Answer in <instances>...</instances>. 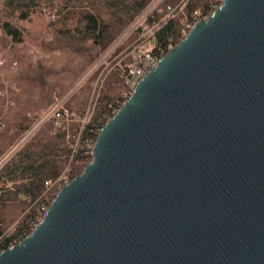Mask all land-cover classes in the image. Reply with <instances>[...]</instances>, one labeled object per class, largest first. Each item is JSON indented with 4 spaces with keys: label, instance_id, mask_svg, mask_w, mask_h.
I'll return each mask as SVG.
<instances>
[{
    "label": "water",
    "instance_id": "1",
    "mask_svg": "<svg viewBox=\"0 0 264 264\" xmlns=\"http://www.w3.org/2000/svg\"><path fill=\"white\" fill-rule=\"evenodd\" d=\"M0 264H264V0L170 48Z\"/></svg>",
    "mask_w": 264,
    "mask_h": 264
},
{
    "label": "trees",
    "instance_id": "2",
    "mask_svg": "<svg viewBox=\"0 0 264 264\" xmlns=\"http://www.w3.org/2000/svg\"><path fill=\"white\" fill-rule=\"evenodd\" d=\"M153 1L0 0V253L42 220L56 196L46 192V181L68 168L71 181L92 160L100 130L125 102V77L116 71L107 77L74 157L91 82L66 97L59 125L55 115L43 118ZM221 3L194 0L162 27L153 50L163 56L185 37L193 10L210 16Z\"/></svg>",
    "mask_w": 264,
    "mask_h": 264
},
{
    "label": "built area",
    "instance_id": "3",
    "mask_svg": "<svg viewBox=\"0 0 264 264\" xmlns=\"http://www.w3.org/2000/svg\"><path fill=\"white\" fill-rule=\"evenodd\" d=\"M193 1L194 0H180L178 4L167 5V7L164 8L161 6L163 0H154L128 28V34L136 35V39L130 45L126 46V48L117 55L116 59L119 58L120 61L124 63L127 61V58H130L128 63H126L124 66H120V68L124 70L125 81L130 92L134 90V87L138 83V81L155 65H157L162 57V55L154 51L152 48V43H154L158 32L164 25L168 24L178 14L185 11ZM208 17L209 16L207 15V13L201 12L200 9L193 10L190 13L189 17L184 21L186 30H188L189 32L198 21L205 20ZM170 45H172V42L169 44V46ZM102 58L103 61H106L104 55L102 56ZM117 63H119V61ZM0 64H3L2 59H0ZM14 65H16V63ZM98 89L99 85L97 81L88 109L85 111L83 117L81 118V131L77 137V142L73 146V157L77 153V150L80 146L82 132L90 122L95 110V103L98 98ZM64 102V99H59L52 107L51 111L45 115L43 120H47L52 115H55L57 124L59 125L61 123L60 121L63 118L60 108L64 104ZM36 129L37 128H34L33 131ZM31 131L32 129L30 130L28 135H30ZM69 170L70 168H68L67 171H65L57 180L50 179L46 181V192L54 191L57 194L64 185L68 184Z\"/></svg>",
    "mask_w": 264,
    "mask_h": 264
},
{
    "label": "rangeland",
    "instance_id": "4",
    "mask_svg": "<svg viewBox=\"0 0 264 264\" xmlns=\"http://www.w3.org/2000/svg\"><path fill=\"white\" fill-rule=\"evenodd\" d=\"M186 33L184 36L187 35L188 30H185ZM128 29H126L124 31V33L106 50L100 53V55L98 56V58L94 61V63L92 64V66H90L85 73L71 86L69 87V89L67 90L66 94L64 96H62L60 98V100H65L66 96L71 95L72 92H76L77 90H79V92L83 91L89 80L91 82V93L89 95V100L87 101V105H86V110L88 109V106L90 104V100L91 97L93 95L94 92V87L95 84L98 81V85H99V89L97 91V101L95 103V109H96V105L98 104L99 98L101 96L102 93V89L103 86L105 84V81L107 80V77L112 73V72H119L121 76L124 77V70L120 68V66H124L126 63L129 62L130 58H127L126 62H122L120 61L119 58L116 59L117 55L126 48V46L130 45L135 39H136V35H131L128 34ZM153 45V43H152ZM174 45V43H172V45L169 46V49ZM23 44L19 45V47H22ZM104 55V58H106V61H103L102 56ZM109 55V56H108ZM119 61V63H117ZM74 92V93H75ZM132 92L129 91V89H126L122 92L125 101L128 99V97L130 96ZM85 110V111H86ZM95 112V110H94ZM93 112V113H94ZM85 113V112H84Z\"/></svg>",
    "mask_w": 264,
    "mask_h": 264
}]
</instances>
